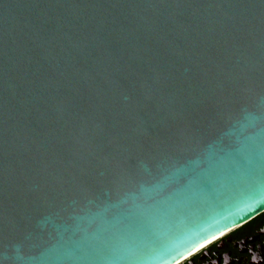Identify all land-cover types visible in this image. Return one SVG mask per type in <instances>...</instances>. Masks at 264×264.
<instances>
[{
    "label": "water",
    "instance_id": "1",
    "mask_svg": "<svg viewBox=\"0 0 264 264\" xmlns=\"http://www.w3.org/2000/svg\"><path fill=\"white\" fill-rule=\"evenodd\" d=\"M262 97L264 0H0V264H51L75 217L135 191L126 149L151 179L192 138L259 133ZM259 197L236 176L186 200L137 242L143 264L250 223Z\"/></svg>",
    "mask_w": 264,
    "mask_h": 264
},
{
    "label": "snow or ice",
    "instance_id": "2",
    "mask_svg": "<svg viewBox=\"0 0 264 264\" xmlns=\"http://www.w3.org/2000/svg\"><path fill=\"white\" fill-rule=\"evenodd\" d=\"M244 119L246 128H256L259 122L253 113ZM185 148L192 154L190 157L172 161L151 179L131 174V149H126L129 155L117 164L118 179L134 185L136 190L120 196V189H116L119 199L100 198L93 202L95 211L89 208L84 215L75 217L77 225L72 236L55 250L51 264H143L137 243L140 239L155 234L166 217L182 210L186 200L211 197L226 180L236 176L258 185L260 197L248 203V208L254 212L264 203V127L252 135L234 132L228 142L223 135L210 137L206 147L198 146L192 138ZM170 192L172 195H168ZM84 222L97 224V231L89 234ZM77 233L79 239H73ZM218 238L214 235L205 239L173 259L183 264V260Z\"/></svg>",
    "mask_w": 264,
    "mask_h": 264
},
{
    "label": "flooded vegetation",
    "instance_id": "3",
    "mask_svg": "<svg viewBox=\"0 0 264 264\" xmlns=\"http://www.w3.org/2000/svg\"><path fill=\"white\" fill-rule=\"evenodd\" d=\"M183 264H264V214Z\"/></svg>",
    "mask_w": 264,
    "mask_h": 264
},
{
    "label": "bare ground",
    "instance_id": "4",
    "mask_svg": "<svg viewBox=\"0 0 264 264\" xmlns=\"http://www.w3.org/2000/svg\"><path fill=\"white\" fill-rule=\"evenodd\" d=\"M237 229V228H236ZM235 230V229H234ZM234 230H230V231H227V232H224V234L221 236V235H219V236H217V237H219L218 239H216L213 243H211V244H209L207 247H209V246H211L212 244H214V243H216L217 241H219L220 239H222V238H224L227 234H229V233H231L232 231H234ZM207 247H205L204 249H206ZM204 249H202V250H204ZM201 250V251H202ZM200 251V252H201ZM199 253V252H198ZM198 253H196V254H198ZM195 254V255H196ZM194 256V255H193ZM191 258V257H190ZM190 258H188V259H190ZM188 259H185V260H183V263L186 261V260H188Z\"/></svg>",
    "mask_w": 264,
    "mask_h": 264
},
{
    "label": "built area",
    "instance_id": "5",
    "mask_svg": "<svg viewBox=\"0 0 264 264\" xmlns=\"http://www.w3.org/2000/svg\"><path fill=\"white\" fill-rule=\"evenodd\" d=\"M238 229V228H237ZM197 255V254H196ZM195 256V255H194ZM193 257V256H192Z\"/></svg>",
    "mask_w": 264,
    "mask_h": 264
}]
</instances>
